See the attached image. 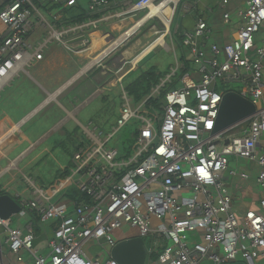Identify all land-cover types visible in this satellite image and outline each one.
<instances>
[{
    "label": "built area",
    "instance_id": "obj_1",
    "mask_svg": "<svg viewBox=\"0 0 264 264\" xmlns=\"http://www.w3.org/2000/svg\"><path fill=\"white\" fill-rule=\"evenodd\" d=\"M87 1V10L81 12V0H0V27L6 29H0V95L27 68L45 62L54 42L79 57L104 23L148 14L153 5L170 9L174 19L178 8V0ZM229 3L222 0L224 8ZM84 13L88 19L78 20ZM224 19L230 23L231 15L225 13ZM239 19L236 38L224 47L207 44L211 30L205 19L182 35L197 71L185 73L179 87L173 88L184 65L177 62L171 68L152 89L159 97L165 93L161 111H153V116L144 113L151 97L136 106L121 85L123 105L116 125L108 134L94 129L89 133L94 145L73 157L82 203L70 212L37 191V199L22 201L17 214L31 215L32 223L22 229L12 226L13 217H0L5 236L4 241L0 238V264H119L110 253L123 225L136 229L137 237L152 238L153 248L148 249L158 254L151 264L264 263V199L261 209L240 216L221 179L229 169V156L245 158L259 164L257 183L264 190V154L258 152L264 136V40L256 41L264 25V0H249ZM152 20L160 19L150 18L125 41ZM76 44L81 48L75 49ZM219 80L241 82L239 94L257 107L245 132L238 125L214 133L224 96L218 92ZM133 121L139 124L137 148L127 158L112 142ZM201 168L208 179L201 176ZM33 215L39 217L38 223L54 226L46 256L35 247ZM95 242L103 244L107 259L89 257L85 248Z\"/></svg>",
    "mask_w": 264,
    "mask_h": 264
},
{
    "label": "crops",
    "instance_id": "obj_2",
    "mask_svg": "<svg viewBox=\"0 0 264 264\" xmlns=\"http://www.w3.org/2000/svg\"><path fill=\"white\" fill-rule=\"evenodd\" d=\"M248 1L249 0H230L229 5L224 8L222 6V0H178V8L175 16L178 17L179 12H181V15L178 19L179 23L175 31L178 33V36L182 37L185 32L195 29L199 19H205L211 30L207 44H217L220 47H224L236 38L241 27L239 13L246 8ZM111 9V11H114V6H111ZM165 12H168L170 15V9L165 8L164 13ZM222 13L223 19L225 13H229L231 15V20L230 23H227L224 19L225 26H223V28H218L219 20L216 19V14L221 15ZM162 22L165 26L168 25L167 29L170 27V22L167 20V17H165V19L163 18ZM122 30V22L111 21L109 24L104 23L98 30L99 33L92 36V40L107 41L108 38L116 37L117 33H121ZM261 32H264V25L256 36L258 44L264 40V37H260ZM100 33L107 34L102 36ZM157 35L158 32L156 31L149 33L144 37L146 40L142 41V46L145 44L144 42H148L149 39ZM116 40L117 39L114 38V40L106 46L107 48L104 47L103 49L106 48L104 51L103 49H99L94 54H90L92 57H88L85 54V51L90 53L88 48L81 52V56L75 57L79 60L93 58L90 62V64H92L101 56L106 55L107 50H109V47ZM163 40L164 37H161L154 42L143 55L136 59L135 63L152 48L163 43ZM140 47L141 46L137 45L131 46L123 54L121 59H123L124 62L130 61L136 56ZM101 51H103V53L98 56L97 54ZM72 56L74 55H71L61 47L52 48L46 55L45 62L35 63L32 66L34 69L33 73L29 71L24 72V75L21 74L19 77H16L11 84L5 88L12 89L14 83H16L14 87L18 92L23 93L31 90L33 93L38 94L39 98L41 96V99H38L39 102L35 103L33 105L34 107L24 113L0 135V140H4L0 145V165L4 167L7 163L6 166L0 170V180L10 170L16 169L19 171L24 163V169L28 172L34 168L37 169L40 167L42 161L46 160L54 153L60 152V147L63 148L67 146L69 142L75 145V151L70 160L62 167L59 165L61 162L58 163L60 168L58 169L57 167L56 169L57 173L54 181L44 183L41 187H38L31 179H25L33 191L32 193L35 196L34 199L28 200L27 198H22L19 194L15 198L6 192V188L0 186L3 193L13 197L19 204L22 201L36 200L38 197L37 191H43L51 199L52 203H58L70 212L74 211L78 204L82 203L84 196L81 193L79 177L73 176V157L79 149L90 148L94 145L89 134L93 132L94 129H98L104 133L111 131L113 126H110V118L118 119L123 105V102L119 100L120 104L118 107L114 108V100L115 98L119 99L121 96V85L123 84V80L137 67L134 65L132 68L119 75L118 71L115 72L116 69L103 62L104 65L92 66L81 78L70 85L72 80L81 72L78 67V65H80L78 64L79 60L75 61V58H72ZM175 60L176 63H180L179 57H175ZM84 69L83 71H85ZM89 72L92 73L90 74ZM88 73L90 75H88ZM29 99L31 102H35L34 100L36 98L32 96ZM100 100L102 103V108L98 110L101 112L100 118L97 120H88V126L86 127L78 120L79 115L84 108L91 105L94 101ZM82 131L85 139H81L80 132ZM65 140H68V142L66 143ZM39 150H41L40 154H42V156L36 158L35 162H30V157L36 152H39ZM258 152L264 154V136L258 144ZM232 157H236L237 161L231 162V156H229V169L224 173V177L221 175V179L224 183H227L228 180L230 184L228 188L233 197L234 210L241 216L249 209H261L260 202L264 199V190H262L257 183V175L260 169L259 164L245 158L237 156ZM66 171H68V173ZM232 171L236 172V174L231 175ZM65 172L67 174L63 177ZM242 174H246L247 178H242ZM76 178L79 189L77 190L78 192L73 193V191H70L69 185ZM23 218H27V220H25L24 223L18 222L16 224L17 227L22 229L29 223H32L31 215ZM35 227H37V230L34 229L36 235V250L41 255L46 256L50 253L49 243L53 236L54 226L51 223H38L34 228ZM134 230L136 233L131 238H135L138 235L137 230ZM121 231L122 230L117 231V233ZM117 233L115 234L116 236ZM4 237L3 231H0V238L2 241H4ZM92 244L94 243H90L85 248V251L89 257L94 258L95 256L91 255L88 250V248L92 247Z\"/></svg>",
    "mask_w": 264,
    "mask_h": 264
},
{
    "label": "rangeland",
    "instance_id": "obj_3",
    "mask_svg": "<svg viewBox=\"0 0 264 264\" xmlns=\"http://www.w3.org/2000/svg\"><path fill=\"white\" fill-rule=\"evenodd\" d=\"M80 5H81V12H84L85 10H87L88 1L81 0ZM43 12L45 13L44 10ZM76 12H77V9H74L73 13L75 14ZM146 14L141 13V14L130 15L129 17H127L126 20L120 21L123 23V30L121 33H117L116 39L122 37L124 32L128 30L129 27H131L140 17ZM46 15L49 17L48 14ZM180 15H181V12H179L178 17L175 16V18L172 19V14H170L169 16L168 12L164 13V17L169 16L167 19L171 23L169 27V31L161 20H152L146 25V27L142 30L141 33L134 34L128 39V41L124 42L122 47L117 48V50L115 49L114 51H112L110 54H108L104 58L102 57L103 60L102 58L100 59L102 60V64L104 65V63H106L107 65L113 67L114 69H116L115 72L118 71V74L121 75L122 73L126 72L127 70L132 68L134 65H136L135 63L136 59L139 56L143 55L154 44V42H156L159 38L164 37L163 43L152 48L156 51L157 54H156V57H154L153 60L149 63L148 68L152 66H156L161 72H165L169 67L174 68L177 64L175 57H179L181 55L178 49V42H177L178 33H176L175 31L176 26L179 23L178 19ZM216 15H217L216 19L219 20L218 28H223V26H225L224 19H223V13L221 15L219 14H216ZM0 29L3 32L6 31V29L3 27H0ZM154 31L158 32V35L156 37H152L151 39H149L148 42H144L145 44L142 46V41L146 40L144 37H146L149 33H152ZM260 37H264V32L260 33ZM113 40L114 38H108L107 41H99V40L94 39L91 41V44L88 47L90 53L88 51H85V54L88 57H92V55L90 54H94L99 49H103ZM133 45H137L141 47L138 49L136 56L133 59H131L128 62H124L123 59H121L123 54ZM51 47L60 48L61 46H59L57 43L54 42ZM73 47L75 49L81 48L79 44L73 45ZM100 54L101 52L98 53L97 55H100ZM72 58H75L74 59L75 61L79 60L75 56H72ZM188 60L191 61L190 56H188ZM91 61H92V58H89L87 60H79L78 61V64H80L78 65V67L80 68L79 70L82 71L85 67H87L90 64ZM32 66L30 68H27V71H29L30 73L34 72V69L32 68ZM195 71H197V68L191 63V72L195 73ZM89 73L91 74L92 72H89ZM89 73L88 75H90ZM22 75H24V73H22ZM15 84L16 83H14V86ZM14 86L12 89L11 88L5 89L4 92H1V96H0V135H2L12 124H14L24 113L28 112L32 107H34L33 105L39 102V100L41 99V96L39 98L38 94L33 93L31 90L20 93L18 92L17 89L15 90ZM218 86H219L218 92L221 95H224L228 92H234V93L239 94L241 93L244 85L241 82H225V81L219 80ZM32 96H35L36 98L34 100L35 102H31V100L29 99ZM150 97L159 98L158 95L151 93L150 96L146 98L143 102L148 100ZM114 101L115 102H114L113 107L116 108L118 107L120 102L118 98H115ZM162 103H163V100H162ZM261 106H258V107L261 108ZM101 108H102L101 100L94 101L91 105L84 108L82 113L79 115L78 120L87 127L88 120L90 119L97 120L98 118H100L101 112L98 110H100ZM144 109H146V107H144ZM110 120H111L110 126H115L117 123V118L116 119L110 118ZM138 128H139V124L136 123L135 121H133L130 125L125 127L114 138L112 142L113 147H118L121 151H125V149H127L128 151H131L132 150L131 148L133 147V145L137 143L135 135H136ZM108 133H105V134H108ZM80 136H81V139H85V136L83 135V131L80 132ZM65 142L67 143L68 140H65ZM74 151H75L74 143L69 142L67 143V146L63 148L60 147V152H56L53 155L49 156V158H47L46 160L42 161L40 163V167L37 169L34 168L28 172L26 169H24V165H25L24 163L21 166V169L19 171L16 169L8 171L1 178L0 186H2L3 188H6V192L15 198L19 194L22 196V198H27L28 200H32L34 199L35 196L33 195L32 193L33 191L31 190L30 186L27 184L25 179L26 178L31 179L37 184L38 187H41V185L44 183H47V182L49 183V182L54 181L56 173H57L56 169L57 167L58 169L60 168V166H58V163L61 162L59 164L61 165V167L65 165L70 160ZM40 152L41 150L33 154V156L30 157L29 161L35 162L36 158H38L39 156H42ZM230 159H231V162L237 161L236 157L231 156ZM6 164L4 165V167L6 166ZM4 167H1L0 165V170ZM221 175L224 177V173H222ZM225 184L227 186L230 185L228 183V180H227V183ZM69 189L71 192L73 191V193L78 192L77 190L79 188L77 185V178L69 185ZM25 220H27V218H23L19 215H15L12 218V221H13L12 226L15 227L18 222L24 223ZM135 233L136 231L131 226L123 225L122 231L117 233V236H116L117 241L120 242L122 240H125L126 238H131L135 235ZM145 243L149 248H153V242H152L151 237L145 238ZM104 249L105 248L103 247V244L101 245L98 243H94L92 244V247L88 248L91 255L101 260L108 258V255L106 254V251ZM157 254L158 252H156L153 255V260L157 258Z\"/></svg>",
    "mask_w": 264,
    "mask_h": 264
},
{
    "label": "water",
    "instance_id": "obj_4",
    "mask_svg": "<svg viewBox=\"0 0 264 264\" xmlns=\"http://www.w3.org/2000/svg\"><path fill=\"white\" fill-rule=\"evenodd\" d=\"M79 39L74 42L83 40ZM156 51L150 50L136 63L138 68L146 66L154 57ZM86 71H81L70 83H75ZM257 112V107L238 93L228 92L224 94L220 107L219 116L216 122L215 134L226 133L234 127H242L245 132L248 128L250 118ZM4 140H0V145ZM21 211L20 204L10 195H0V217L9 219ZM112 259L119 264H151L152 254L150 253L145 240L141 237L126 239L117 243L110 253ZM245 264V263H235Z\"/></svg>",
    "mask_w": 264,
    "mask_h": 264
},
{
    "label": "trees",
    "instance_id": "obj_5",
    "mask_svg": "<svg viewBox=\"0 0 264 264\" xmlns=\"http://www.w3.org/2000/svg\"><path fill=\"white\" fill-rule=\"evenodd\" d=\"M87 15H82L79 17L78 20L83 21L87 20ZM177 42H178V49L180 52L179 60L180 63L184 65V68L180 69L178 74H177V80L175 84L172 86L173 88L179 87V80L180 77L183 76L187 72H191V61L188 60V51L187 49L183 46V39L181 36H177ZM149 63L142 67L138 68L136 67L134 71H132L124 80L122 86L124 89L130 94L133 103L137 106L141 104L146 98L150 96L152 93V89L156 87L157 85L160 84L161 79L164 78L167 74L170 73L171 67H169L165 72H161L156 66L149 67ZM121 96L119 97V100L122 101V92L120 94ZM165 96V93L162 94L161 97L159 98H153L151 97L148 100L146 110L144 111L145 114L148 116H153V110L161 111L163 103L162 100ZM138 132H136L135 138H137ZM137 148V143L133 145L131 148V151H128L125 149V151H121L123 157H130L134 154ZM68 173V171H66ZM63 177H65V175ZM0 189V195H4ZM34 220L33 223L35 226H37L39 222V217L36 215H33ZM34 229L37 230V227ZM152 260H153V255H152Z\"/></svg>",
    "mask_w": 264,
    "mask_h": 264
},
{
    "label": "bare ground",
    "instance_id": "obj_6",
    "mask_svg": "<svg viewBox=\"0 0 264 264\" xmlns=\"http://www.w3.org/2000/svg\"><path fill=\"white\" fill-rule=\"evenodd\" d=\"M165 9V8H164ZM164 9L162 8V7H159V6H156V5H153L152 7H151V12L150 13H148L147 15H146V17L140 22V26L142 25V24H144V23H146L150 18H152V17H158L160 20H162L163 21V18L165 19V17H164ZM139 25L138 26H136V27H134L132 30H130L127 34H125L123 37H121V38H119V39H117L116 41H114L113 43H112V45L109 47V50H107V54L110 52V51H112V50H117V48H119L120 46H121V44L128 38V36H130L135 30H136V28L137 27H139ZM168 25H166V27H167ZM169 28V27H168ZM132 39V38H131ZM107 48V47H106ZM105 48V49H106ZM105 49H103V51L105 50ZM152 50V49H151ZM103 51H101V52H103ZM149 52V51H148ZM147 52V53H148ZM106 54V53H105ZM106 54V55H107ZM106 55H104V56H106ZM146 55V54H145ZM104 56H101L99 59H97V60H95L92 64H90L88 67H86L84 70L85 71H87L88 69H90L92 66H94L96 63H98V61L102 58V57H104Z\"/></svg>",
    "mask_w": 264,
    "mask_h": 264
},
{
    "label": "snow or ice",
    "instance_id": "obj_7",
    "mask_svg": "<svg viewBox=\"0 0 264 264\" xmlns=\"http://www.w3.org/2000/svg\"><path fill=\"white\" fill-rule=\"evenodd\" d=\"M209 127H211V124H209ZM160 151H161V152H164L165 149L161 148ZM199 172H200L201 176H202L204 179H208V178H209V174H208L207 172H205L203 168L199 169Z\"/></svg>",
    "mask_w": 264,
    "mask_h": 264
}]
</instances>
